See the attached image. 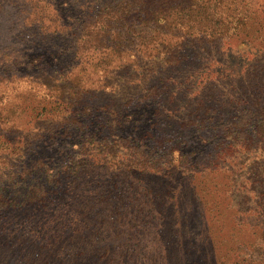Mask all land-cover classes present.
Returning <instances> with one entry per match:
<instances>
[{"label": "trees", "instance_id": "1", "mask_svg": "<svg viewBox=\"0 0 264 264\" xmlns=\"http://www.w3.org/2000/svg\"><path fill=\"white\" fill-rule=\"evenodd\" d=\"M8 1L16 8L54 6L61 13L56 0H0V11ZM95 2L72 25L83 63L77 72L59 78L38 53L33 75L10 74L13 62L3 53L0 99L25 89L34 97L29 128L34 126L23 140L11 142V131L0 130V242L9 244L5 251L0 243L4 264H147L132 251L131 233L160 211L156 221H169L176 205L184 207L175 187L187 185L189 236L178 255L163 254L152 264H264V0ZM75 134L82 155L52 162L57 142ZM138 136L151 142V150L136 143ZM131 148L144 160L141 174L153 167L162 173L158 212L151 207L128 215L138 216L128 224L130 234L111 238L105 230L100 256H66L71 236H90L97 225L91 223L92 207L84 218L74 215L73 205L84 195L64 196L62 180L70 183L67 193L92 172L96 156L127 155ZM28 210L36 217L19 221ZM112 212L104 209L108 223H124L123 210L116 220ZM46 221L54 226L47 228ZM11 232L17 240L8 239Z\"/></svg>", "mask_w": 264, "mask_h": 264}, {"label": "rangeland", "instance_id": "2", "mask_svg": "<svg viewBox=\"0 0 264 264\" xmlns=\"http://www.w3.org/2000/svg\"><path fill=\"white\" fill-rule=\"evenodd\" d=\"M17 2L24 5L19 0ZM55 3L61 10L60 14L54 6L16 8L17 3L12 6L8 1L7 10L0 11V17L5 21V23L0 24V70L5 68L3 53H6L9 56V61L13 62L10 74L15 75H33L37 68L31 65L34 56L38 53L43 54V60L51 62V65L56 69L54 73H60L59 78H62L64 72H77L78 69L82 68L83 63L79 61L77 47L74 45V40L78 37V34L72 25L75 23L76 16L84 15L91 7L98 6V3L95 0H56ZM13 20L15 23L17 21L15 27L12 25ZM126 34L127 30H123L122 35L124 38L127 37ZM48 53L54 54L49 56ZM90 63L86 66L92 68ZM21 92L22 95H10L6 96V99H0V130L11 131V142L23 140L34 126L29 128L31 122H33L31 118L34 116L32 111L34 97L30 96L26 89ZM60 101L62 102L61 107H63L64 99L62 98ZM99 102L105 101L103 99ZM16 103H20V106H16ZM144 128L140 127L138 132H143ZM141 139L142 136H138L136 143L143 144L146 146L145 148L151 150V142L148 140L142 141ZM79 140L80 135L75 134L68 139L66 138L65 143L58 141L57 145L54 146L55 152H58V154L52 162L58 164L67 159L68 156L82 155V150L75 147ZM136 154V150L131 148L127 155L112 152L106 155L102 154L103 156H96L98 158L89 163V171L92 172L89 174L84 173L73 186L68 188L67 193L65 187L70 183H68L67 177L62 180L61 189L64 196L84 195V202L73 205L74 215L84 218L87 216L86 213L89 212V208L92 207L90 213L91 223L93 226L97 225L93 228V234L90 236H83L80 233L71 236L74 242L68 243L66 256H75L79 251L85 252L82 256L86 257L95 254L100 256L102 254L100 246L103 242L101 237L104 236L105 230L111 238H116L117 235H121L123 232L130 234L128 233L129 228L135 224L132 218H138V216L128 217V215H142L151 207H154V212H158L155 206L161 197L164 185L161 178L162 173L159 171L156 173L153 167L150 172L141 174V165L144 160H137ZM159 156L158 154V158ZM99 158L103 159L101 161L104 164L98 163ZM150 159L147 160V163L154 166L153 160ZM160 161L157 162V164H160L159 167L165 165V160L160 158ZM125 178L133 179L135 183H131L133 180L129 181L128 184L124 183ZM175 188L178 199L185 198L183 200L184 207L181 208V205H176L175 210L172 213L170 212L171 215L169 213L170 222L167 220L166 223L159 224L158 220L156 221L161 215L163 216V212L160 211L157 217H152L150 223L138 225L137 230L131 233L130 245L132 251H135V256L142 257V261L145 260L147 264H152L154 258H162L163 254L166 257L178 255L181 243L183 244L189 236L188 232L184 233L186 230V214L191 209L190 201H187L186 198H189V195L192 194V189L189 185L176 186ZM89 195L91 196L88 197ZM178 202L182 203L181 200ZM109 205H111L110 209H106V206ZM104 209L106 213L112 210L114 218L117 212L123 210L125 218L121 221L124 223L118 224L113 222L114 219L108 223L109 217L105 215ZM36 214L37 212L28 210L23 216H19V221L34 218ZM49 216L54 217L53 214H49ZM62 216V213L58 215L59 220H63ZM51 223L46 221L47 228L50 229L54 226ZM82 223L84 222L82 221ZM130 223L131 226H128ZM179 223H184V227H180ZM187 223L189 225V221ZM57 224L60 228V221ZM41 225L45 224L42 223ZM73 228L75 229V227ZM178 228L183 234L179 233ZM8 239L11 241L17 240L16 232H11ZM5 240V238L2 239L0 243L4 244V250L8 251L9 244ZM182 249L185 250V247H182ZM2 250L0 249V252ZM115 254L119 256L118 250H115ZM5 260L8 259L0 253V264H4Z\"/></svg>", "mask_w": 264, "mask_h": 264}]
</instances>
